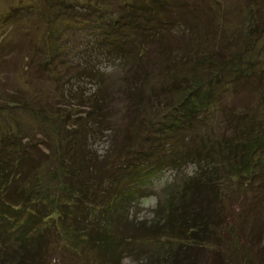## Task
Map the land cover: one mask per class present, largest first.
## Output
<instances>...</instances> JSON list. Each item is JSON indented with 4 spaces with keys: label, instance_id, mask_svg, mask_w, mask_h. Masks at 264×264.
<instances>
[{
    "label": "trees",
    "instance_id": "16d2710c",
    "mask_svg": "<svg viewBox=\"0 0 264 264\" xmlns=\"http://www.w3.org/2000/svg\"><path fill=\"white\" fill-rule=\"evenodd\" d=\"M109 1L43 0L38 10L49 38L39 74L47 71L54 78L55 72L61 78L69 67L77 77L95 78L96 86L71 95L72 106L80 108L73 113L46 112L14 98L15 108L26 111L36 127L17 121L15 128L7 129L8 124L0 130V264H41L54 234L77 254L95 250V256H104L108 248L114 253L119 239L108 226L110 216L122 210L123 201H132L139 182L151 173L186 162L196 165V172L158 204L164 214L149 227L168 240L147 255L151 264H195L192 250H198L200 235L208 243L207 264H264V122L231 107L227 127L218 136L198 134L195 123L210 105L219 104L223 91L251 80L264 98V80L255 77L253 61L245 59L259 39L264 41V0H244L243 34L223 36L220 29L219 38L207 0H121L118 5L111 0V7ZM32 11L11 7L5 18L18 21ZM73 24L88 27L86 45L95 59L115 63L121 73L116 87L103 84V71L90 63L91 56L80 61L67 57L61 37ZM11 49L3 50L0 72L15 64ZM29 61L35 62L31 57L27 69ZM119 114V120H127L123 138L111 147L114 159L101 165V180L86 136L113 130ZM247 190L255 191L250 201L257 225L252 226L260 243L254 251L241 241L235 225H217L210 216L217 211L211 199ZM89 263L84 258L70 264Z\"/></svg>",
    "mask_w": 264,
    "mask_h": 264
},
{
    "label": "rangeland",
    "instance_id": "374dc122",
    "mask_svg": "<svg viewBox=\"0 0 264 264\" xmlns=\"http://www.w3.org/2000/svg\"><path fill=\"white\" fill-rule=\"evenodd\" d=\"M76 1L82 4L87 0ZM243 1L218 0L217 3L215 0L206 1L210 12L213 14L215 37L219 38L220 29H222L221 35L223 36L236 37L243 34L247 23L245 14H243L245 7ZM109 2L110 7L114 5L113 1L110 0ZM120 2L121 0H117L115 5ZM154 2L156 1L154 0ZM154 2L151 4H156ZM42 3L43 0H0V64L1 60H3L1 65L5 63L6 58H3V50L7 45L12 47L9 57L12 54L16 59L14 60L15 64L10 62L7 66L2 67L0 72V130L5 129L8 124L7 129L15 128L13 125L17 121H19L17 123H20V126L31 123L33 127H36L35 124H32L34 119H31L26 111L22 108L20 110L19 107L15 108L14 98L29 104L33 103L34 108H43L46 112H51L53 109V111L57 110L65 114L73 113V111H78L77 109L80 108L76 104L72 106L71 95L75 91L80 92L81 90L83 94H87L93 91L96 86L95 78L77 77V74L74 73L75 70L69 69V67L65 71L68 62L61 66V69L66 72L61 78L58 73H53V76L59 77L58 80H55V77H50L47 71L43 75L39 74L38 69L44 58L43 51L49 45V38L44 30L46 29L44 17L39 18L38 15ZM19 5L26 6L29 11L30 9L33 10L30 7L34 5L35 10L28 12L26 17H22L18 21L7 20L5 16L8 14V10ZM139 5L144 7L142 4ZM56 21L61 22L60 19ZM64 22L65 20H62V23ZM87 28L84 25L76 27L74 24L66 27L61 39L69 48L67 57L71 61H80L91 56L90 63L103 71L101 78L103 84L116 87L120 82L121 73L118 69L115 70L113 61L101 58L95 59L91 55L92 51L86 45L90 36ZM31 57L35 62L29 61V64L34 65L37 70L35 72L32 70L34 67L31 66L27 69L24 65L28 63ZM246 57L254 63L255 77L264 80V41L259 39L254 50L248 55L245 53V59ZM6 61L8 62L9 58ZM254 81L251 80V84L247 83L239 88L238 86L230 88L225 94V91H223L222 100L219 104L217 102L210 105L209 110L202 117L195 120L198 134L211 133L213 137L220 135L227 127V113H229L231 107H234L237 110L236 113H241V115L252 117L250 112L255 113V117L264 122V98L261 96V92L256 91L253 85ZM148 113H150V110ZM119 118H122L121 114L117 118L115 117L113 127L116 128H113L110 132H105L102 136H86V143L95 151L97 163L99 162L97 173L100 174L101 180H104L105 176V171L101 168V165L114 159L113 144L117 145L123 138L121 137L124 132L122 127L127 123V120L121 121ZM115 132L116 136L114 135ZM75 151L79 150L75 149ZM73 155L72 158H74ZM68 161H70V155ZM108 167L110 168V166ZM196 170V165L191 162H186L178 169L165 165L157 173H151L153 175L146 182L141 184L139 182V190L132 194V201H123L122 210L118 209V213L110 216L108 226L113 230V235L119 239L114 253L110 252L108 248L104 256H95V250L77 254L64 244L62 236L56 237L57 234H54L55 239L50 245L48 259L41 264H70L72 261L80 263L84 258L92 264H151L147 255L155 252V249H159L163 245L162 249L168 242L167 237L163 236L160 239V236L153 234V229L149 228L154 221L162 219L164 214L157 211V206L165 202V196L168 193L175 195L181 179L195 173ZM251 186L256 187V185ZM135 193L139 195L136 196ZM240 195L233 191L228 194V191H226L222 192L221 197H215L216 200L211 199V205L213 204L214 209L216 208L217 211L215 214H210V216L218 220L217 225H235V232L237 231V235L243 237H240L241 241L251 251H254L260 243L255 227L252 226L257 225L255 221L257 210L253 209L250 201L254 198L252 195H255V191L247 190ZM210 196L212 195L210 194ZM218 233L222 237L228 236L226 231L221 232L220 230ZM204 238V235H200V239H196L199 242L198 250L197 248L192 250V252H195V264L208 263V243L205 242ZM182 240L184 241V238ZM10 244L13 247V243ZM221 246L223 247L224 244ZM251 255L256 259V263L260 262L254 253H251Z\"/></svg>",
    "mask_w": 264,
    "mask_h": 264
}]
</instances>
